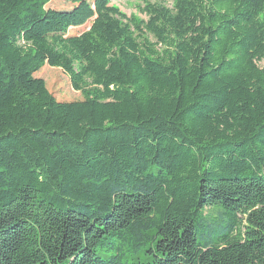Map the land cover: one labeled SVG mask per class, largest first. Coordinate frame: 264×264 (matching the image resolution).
Here are the masks:
<instances>
[{"label": "trees", "instance_id": "obj_1", "mask_svg": "<svg viewBox=\"0 0 264 264\" xmlns=\"http://www.w3.org/2000/svg\"><path fill=\"white\" fill-rule=\"evenodd\" d=\"M51 1L0 0V264H264V0Z\"/></svg>", "mask_w": 264, "mask_h": 264}, {"label": "rangeland", "instance_id": "obj_2", "mask_svg": "<svg viewBox=\"0 0 264 264\" xmlns=\"http://www.w3.org/2000/svg\"><path fill=\"white\" fill-rule=\"evenodd\" d=\"M150 3H160L165 5L167 8H171V0H149ZM92 0H52L48 5V9L59 10L65 9L70 11H82L84 12V7L91 3ZM110 4L117 7L123 14L126 16H134L138 19L146 20L144 14H142L141 9L144 8L143 0H111ZM91 19H88L84 24L79 26L76 29L69 30L70 35H77L85 31L90 25ZM263 64V63H261ZM39 74H37L38 76ZM41 77L44 78L46 88L48 92L57 100V101H74L79 99L80 96L75 95L69 86L67 77L57 69L53 70H44L41 74ZM77 101V100H75Z\"/></svg>", "mask_w": 264, "mask_h": 264}]
</instances>
